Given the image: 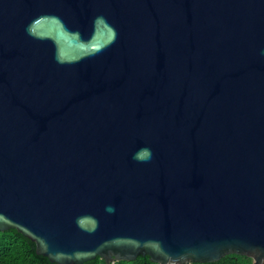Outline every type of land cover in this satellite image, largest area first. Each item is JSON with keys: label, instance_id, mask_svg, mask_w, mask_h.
Segmentation results:
<instances>
[{"label": "water", "instance_id": "95a60500", "mask_svg": "<svg viewBox=\"0 0 264 264\" xmlns=\"http://www.w3.org/2000/svg\"><path fill=\"white\" fill-rule=\"evenodd\" d=\"M8 229L58 264H264V0H0Z\"/></svg>", "mask_w": 264, "mask_h": 264}, {"label": "trees", "instance_id": "16d2710c", "mask_svg": "<svg viewBox=\"0 0 264 264\" xmlns=\"http://www.w3.org/2000/svg\"><path fill=\"white\" fill-rule=\"evenodd\" d=\"M249 256L228 254L214 262H192L188 264H251ZM0 264H58L46 256L39 255L36 244L16 229L0 231ZM83 264H160L153 262L148 255H138L132 261L120 260L108 263L103 257H96Z\"/></svg>", "mask_w": 264, "mask_h": 264}, {"label": "clouds", "instance_id": "9594fccd", "mask_svg": "<svg viewBox=\"0 0 264 264\" xmlns=\"http://www.w3.org/2000/svg\"><path fill=\"white\" fill-rule=\"evenodd\" d=\"M134 159L140 160L141 162H146L152 158V151L149 147H143L137 151L133 156Z\"/></svg>", "mask_w": 264, "mask_h": 264}]
</instances>
